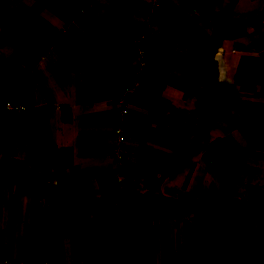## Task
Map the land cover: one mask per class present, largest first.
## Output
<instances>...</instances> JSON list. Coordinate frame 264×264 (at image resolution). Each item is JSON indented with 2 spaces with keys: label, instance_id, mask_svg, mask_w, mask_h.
<instances>
[{
  "label": "crops",
  "instance_id": "crops-1",
  "mask_svg": "<svg viewBox=\"0 0 264 264\" xmlns=\"http://www.w3.org/2000/svg\"><path fill=\"white\" fill-rule=\"evenodd\" d=\"M167 8L191 28V37L174 30ZM222 12L229 14L226 22L213 19ZM120 22L123 34L114 44ZM237 30L245 34L230 37ZM149 34L174 38L187 70L191 65L181 56L207 60L210 85L191 78L182 88L150 78L140 84L129 46L132 40L138 51L135 40ZM217 59L219 80L231 82L237 63L243 92L240 159L225 154L241 171L233 193L223 197L251 200L264 192V126L255 130L244 121L254 105L257 120L264 115V0H0V255L76 262L77 220L83 262L114 264L109 217L102 224L97 213L68 198V189L104 198V212L128 204L131 193L191 202L221 196L208 155L215 152L208 140L216 110L197 108L199 93L215 79ZM18 77L36 83L19 91L20 98L38 103L16 102L12 80ZM8 102L27 109L9 110ZM201 114L209 116L196 134ZM128 211L139 231L141 264H182L184 245L200 237L208 264H234L239 251L252 254L251 264H264V214L174 215L141 205Z\"/></svg>",
  "mask_w": 264,
  "mask_h": 264
},
{
  "label": "trees",
  "instance_id": "trees-1",
  "mask_svg": "<svg viewBox=\"0 0 264 264\" xmlns=\"http://www.w3.org/2000/svg\"><path fill=\"white\" fill-rule=\"evenodd\" d=\"M167 3V2H166ZM168 16L164 13V16L168 17L169 23L171 22L174 30H178L182 33H185L189 37L192 36L191 28L189 26H184L185 22L178 16V14L173 11L171 8H167ZM68 11H71L68 9ZM72 15V14H71ZM213 19L227 21L229 18V14L226 12L213 14ZM176 21V23L174 22ZM182 22L183 24H181ZM181 24V25H180ZM124 23L120 22L117 24L116 28L112 33L111 42L114 44L117 43L116 40L120 39L123 34ZM230 37H236L244 35L245 32L242 30L232 31ZM130 41V40H129ZM129 50L135 49V58L138 59V51L135 48L134 42L130 41ZM121 45V43L117 44ZM158 45V48H155ZM142 47L146 50L148 66L141 73L140 84H145V82L149 79L152 81L157 79L164 85L170 84L178 88H182L186 85L188 78H191L192 82L196 85H204L208 87L210 85V71L212 70V65L206 60L197 59L195 54L194 58L191 56H181L185 57V62L190 63L191 69H186L184 64L181 63V59L176 53L177 43L171 36H165L164 38L157 37L156 34L147 35L146 39L142 43ZM128 50V51H129ZM204 51V49L202 48ZM176 56V57H174ZM140 67L138 64L135 66V70L139 71ZM173 69H178L183 72V76H177L176 74H172L171 71ZM213 86V91L211 93H206L200 96V100L198 101L197 108L200 112H204L209 108H213L214 110L218 107L224 112L228 110V101L229 100L226 95L223 93L226 92L229 87H224L220 82ZM13 91L16 94V102L20 103L25 101L29 105H35L38 103L39 99L30 100L28 98H20L22 96L19 91H27L31 88L36 89V83L32 78L29 77H18L12 80ZM32 89V90H33ZM224 96V101H221ZM232 97V95H231ZM231 99V98H230ZM203 103V101H205ZM235 108H243L240 106V103L231 102ZM251 114L249 116H244V121L249 125L250 128L255 130H261L262 126H264V115L262 119L257 120V107L253 106ZM190 146L188 150H190ZM211 154V152H210ZM208 154V155H210ZM185 154L182 153L179 155L181 159ZM212 157V156H210ZM131 166L130 164H126V166ZM211 165L215 170L216 174L220 178L222 183L223 190L231 195L234 190V185L236 181V176L241 171V164L234 158L226 157L224 155H218L217 158L211 159ZM127 166V167H128ZM3 176H0V181L3 179ZM37 185V183H35ZM37 189L32 187V190ZM90 193L92 192V188H89ZM65 193L68 194V198L75 200V202L87 209L89 214L97 213L100 216L101 223L109 222L106 221V216L109 217L110 220V240H111V248L114 264H141V244L139 238V231L137 228V224L134 220L129 221L127 214L129 207H136L141 205L143 211L152 212V213H171V214H183L189 211H201L204 213L210 214H235L240 216L244 212L248 211L253 216H258L264 214V192H260L254 199H239L234 200L226 197H216L213 199L207 200H197V201H176L170 199L168 197H150L146 198L144 195L139 193H131L130 201L126 205H118L114 207L107 208V211H103V203L105 201L104 198H97L96 196H87L78 190L77 193H74L72 189H68ZM73 241H74V251L76 253V262L84 261V245H83V237L82 231L80 227L79 221H74V233H73ZM2 242V241H1ZM3 244L0 245V248ZM199 248V250L195 251L194 249ZM204 248V239L203 237L196 238L195 241L187 242L184 245L183 253L181 255L180 261L182 264H208V258L203 252ZM235 253V252H233ZM47 258V257H46ZM45 257L41 258H32L30 260H42L46 259ZM236 261L234 264H251L254 260L252 254L249 252H238ZM56 263L60 260L55 257L54 260Z\"/></svg>",
  "mask_w": 264,
  "mask_h": 264
},
{
  "label": "rangeland",
  "instance_id": "rangeland-1",
  "mask_svg": "<svg viewBox=\"0 0 264 264\" xmlns=\"http://www.w3.org/2000/svg\"><path fill=\"white\" fill-rule=\"evenodd\" d=\"M221 28L219 29V32H221ZM226 30H228V28H226ZM223 33V32H222ZM224 35V33L222 34V36ZM237 62V61H236ZM239 62V60H238ZM237 63H233V67H232V75L229 79L230 81H225L224 80H219L220 78V73H221V67H222V60L217 59V63H216V75H215V79H212V86L217 85V82H220L222 86H226V85H232V87L226 90L225 93H223L224 95H226V97L231 100L227 102V106H228V110L226 112H224V110L220 109L219 107L217 109H215V113L213 112V114H215L214 117V125H216V129H212L214 130L213 133L211 134L210 137V141L211 145L209 148H212L215 152H212V154H210V156L212 155V159L213 158H217L218 155H228V156H233V157H238V159H240V150H239V144H238V140L240 141V133H241V110L239 108H235L233 106V104L231 103L236 102V103H241L242 100V88H241V83H237V81L240 79V71H238L237 67H236ZM235 67L237 69L238 72H235ZM240 81V80H239ZM211 86V87H212ZM209 87L207 89L203 88L202 91L199 93V97L203 94L206 93H211L213 91V89ZM232 95V97H231ZM231 98V99H230ZM224 96L223 99H221V101H224ZM240 106H242V103L240 104ZM207 116H209L208 114L206 116L204 115H200L197 118V124H193V129L195 130V133L197 134H202L205 130V126H206V120H207ZM238 139H237V138ZM242 139V138H241ZM207 145V143L205 144ZM235 148L237 150H235ZM184 157V156H183ZM182 157V158H183ZM222 185V183H221ZM223 189V187H222ZM224 195V190L221 194V196L223 197Z\"/></svg>",
  "mask_w": 264,
  "mask_h": 264
},
{
  "label": "built area",
  "instance_id": "built-area-1",
  "mask_svg": "<svg viewBox=\"0 0 264 264\" xmlns=\"http://www.w3.org/2000/svg\"><path fill=\"white\" fill-rule=\"evenodd\" d=\"M145 39V36L141 38H137L135 41L138 44V59H137V64L139 65V73L141 74L148 66V61H147V54L146 50L140 46V42H143ZM7 109L9 110H17V111H23L27 109V106L25 105H18L15 103L8 102L6 104ZM124 112L126 113L127 110L124 109ZM122 130V129H121ZM120 130V131H121ZM123 133V132H121ZM0 264H89L86 262H62V263H53L49 259H42V260H15L13 258L7 257V256H1L0 255Z\"/></svg>",
  "mask_w": 264,
  "mask_h": 264
}]
</instances>
